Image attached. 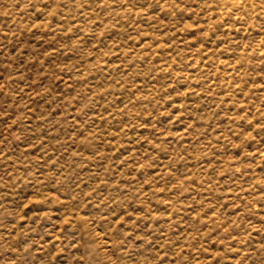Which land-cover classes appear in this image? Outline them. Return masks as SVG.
<instances>
[{
  "label": "rangeland",
  "instance_id": "rangeland-1",
  "mask_svg": "<svg viewBox=\"0 0 264 264\" xmlns=\"http://www.w3.org/2000/svg\"><path fill=\"white\" fill-rule=\"evenodd\" d=\"M0 264H264V0H0Z\"/></svg>",
  "mask_w": 264,
  "mask_h": 264
}]
</instances>
